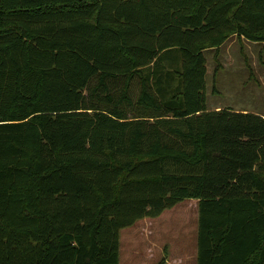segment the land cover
Instances as JSON below:
<instances>
[{
  "label": "trees",
  "instance_id": "trees-1",
  "mask_svg": "<svg viewBox=\"0 0 264 264\" xmlns=\"http://www.w3.org/2000/svg\"><path fill=\"white\" fill-rule=\"evenodd\" d=\"M231 34L264 0H0V264H118L187 197L196 264H264V116L206 106Z\"/></svg>",
  "mask_w": 264,
  "mask_h": 264
},
{
  "label": "rangeland",
  "instance_id": "rangeland-1",
  "mask_svg": "<svg viewBox=\"0 0 264 264\" xmlns=\"http://www.w3.org/2000/svg\"><path fill=\"white\" fill-rule=\"evenodd\" d=\"M203 54L206 106L245 108L264 115L263 44L229 36ZM196 203V198H183L158 216L120 228L118 264H196Z\"/></svg>",
  "mask_w": 264,
  "mask_h": 264
},
{
  "label": "crops",
  "instance_id": "crops-1",
  "mask_svg": "<svg viewBox=\"0 0 264 264\" xmlns=\"http://www.w3.org/2000/svg\"><path fill=\"white\" fill-rule=\"evenodd\" d=\"M230 36H236L235 34H231ZM237 37V36H236ZM238 38V37H237ZM241 38H243V37H241ZM222 66V65H221ZM218 90V89H217ZM208 108V107H207ZM210 109H215V107H211ZM235 110H246L245 108H234ZM258 113H262V112H258ZM261 115H263V114H261ZM264 116V115H263ZM197 204V203H196ZM197 208H198V206H197ZM152 243H153V241H152ZM154 247H152V249H153Z\"/></svg>",
  "mask_w": 264,
  "mask_h": 264
}]
</instances>
